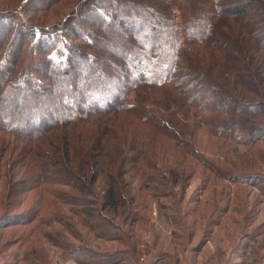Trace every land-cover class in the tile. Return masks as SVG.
<instances>
[{
	"label": "trees",
	"instance_id": "1",
	"mask_svg": "<svg viewBox=\"0 0 264 264\" xmlns=\"http://www.w3.org/2000/svg\"><path fill=\"white\" fill-rule=\"evenodd\" d=\"M54 1L27 2L44 10ZM81 5L49 26L28 27L0 15L2 191L6 186V194L0 196V225L27 228L28 238L50 222L64 227L70 215L78 214L91 220L87 229L107 238L98 233L106 225L96 215L94 183L104 175L108 182L100 206L115 209L124 198L120 178L131 171L136 178L142 173L140 166L150 170L159 166L155 147L149 144L154 140L145 139L149 134L138 140L132 132L116 133L111 121L120 112L198 157L197 150L182 142L175 121L165 118L169 110L161 107L160 98L147 94L151 88L166 97L174 93L184 97L187 89L185 102L209 110L199 124L207 127L210 136L234 142L248 137V146L264 141V135L254 134L264 132V126H254L249 122L253 114L246 115L259 111L258 103L246 109L229 90L227 73L243 68L244 76L250 72L254 76V70L246 57L242 66L241 61L236 63L235 54L241 50L235 43L219 40L222 28L234 22L243 26L252 22L253 34L263 33L264 0H82ZM175 12L181 15V24ZM256 14L260 17L254 18ZM75 40L79 43H71ZM184 42L219 51L222 70H206L191 49L184 52ZM29 54L39 57L32 72L23 69ZM227 58L236 65L227 66ZM253 82L248 84L254 86ZM257 94L264 98L260 88ZM9 102L14 105L9 107ZM7 135L15 140V148L14 159L6 164L1 160L11 146L10 141L7 148L2 144ZM156 178L151 172L142 185L149 186ZM18 188L22 190L15 202L12 195ZM62 188L80 195L68 197ZM52 235L60 241L57 229L43 232L46 238Z\"/></svg>",
	"mask_w": 264,
	"mask_h": 264
},
{
	"label": "rangeland",
	"instance_id": "2",
	"mask_svg": "<svg viewBox=\"0 0 264 264\" xmlns=\"http://www.w3.org/2000/svg\"><path fill=\"white\" fill-rule=\"evenodd\" d=\"M27 1L0 0V15L28 27L49 26L63 21L77 5L82 6V0H56L41 10L33 9ZM175 15L177 23L181 24L179 12ZM258 15L254 18H259ZM252 25V22L245 26L231 23L222 28L219 40L235 43L242 51L235 54L236 63L241 61L242 66L246 57L249 69L254 70V76L251 72L244 76L243 68H236L227 73L231 81L228 84L233 99L243 103L246 109L254 102L258 103L259 111L253 110L246 115L253 114L249 122L263 127L264 98L257 91L260 88L264 94V32L253 34ZM71 43L78 44L79 40ZM206 48L198 43H183L186 54L191 49L206 70L210 68L216 73L223 56L213 47ZM212 58L218 61L214 63ZM38 60L37 55L29 54L23 69L32 72ZM3 61L4 57L0 56V63ZM224 63L236 65L228 58ZM251 81L257 84H248ZM36 83L40 82L36 80ZM183 93L187 98V89ZM147 94L160 98L161 107L169 110L164 114L165 118L175 121L182 142L186 141L197 150L198 157L183 152L151 127L137 124L127 113H118L111 121L116 133L132 132L138 140L149 134L145 139L154 140L149 144L155 147L154 159L159 166L153 170L140 166L138 169L142 173L136 178H133V171L126 172L127 175L120 178L125 185L124 198L118 200L115 209L104 204L103 209L100 206V197L108 182L104 175L94 183V193L99 197H95L98 202L95 208L102 209V212L97 210L96 215L106 225L98 233H104L107 238H100L87 229L85 225L91 220L81 214L70 215L64 227L50 222L30 238L27 228L8 224L3 227L5 224H2L0 264H264L263 139L259 137L261 141L254 146H248V137L243 142L217 139L208 134L207 127L199 124L207 117L208 108L196 109L184 101L185 96L174 93V96L166 97L167 94H160L156 88H151ZM156 102L158 100H154ZM254 134L264 135V132ZM3 138L6 141L2 144L6 148L11 142L1 160L7 164L14 159L15 140L9 135ZM156 138L159 139L155 141ZM5 166L3 171H6ZM151 172L158 175L156 181L149 186L142 185ZM1 188L0 196L6 194V186L4 191ZM62 189L68 197L80 195L75 189ZM21 190H16L12 200L16 202ZM15 211L19 212L16 204ZM11 221V224L15 223L14 220L8 222ZM50 229H57L60 241L53 235L51 238L43 236V232Z\"/></svg>",
	"mask_w": 264,
	"mask_h": 264
}]
</instances>
